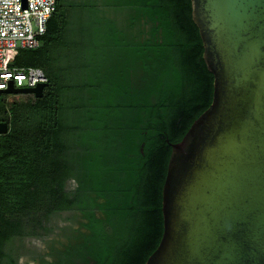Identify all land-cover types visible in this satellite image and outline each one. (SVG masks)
I'll use <instances>...</instances> for the list:
<instances>
[{"label": "trees", "instance_id": "16d2710c", "mask_svg": "<svg viewBox=\"0 0 264 264\" xmlns=\"http://www.w3.org/2000/svg\"><path fill=\"white\" fill-rule=\"evenodd\" d=\"M201 52L189 0H55L39 45L9 62L39 68L42 95L0 93V264L62 214L90 233L51 257L92 248L96 264H143L169 144L211 100Z\"/></svg>", "mask_w": 264, "mask_h": 264}, {"label": "water", "instance_id": "95a60500", "mask_svg": "<svg viewBox=\"0 0 264 264\" xmlns=\"http://www.w3.org/2000/svg\"><path fill=\"white\" fill-rule=\"evenodd\" d=\"M189 2L211 100L169 144L161 235L143 264H264V0Z\"/></svg>", "mask_w": 264, "mask_h": 264}, {"label": "built area", "instance_id": "2783aa9c", "mask_svg": "<svg viewBox=\"0 0 264 264\" xmlns=\"http://www.w3.org/2000/svg\"><path fill=\"white\" fill-rule=\"evenodd\" d=\"M55 0H0V89L11 81L13 87L29 88L46 82L37 67H10L13 52L19 48L32 49L39 45Z\"/></svg>", "mask_w": 264, "mask_h": 264}, {"label": "flooded vegetation", "instance_id": "af4514ba", "mask_svg": "<svg viewBox=\"0 0 264 264\" xmlns=\"http://www.w3.org/2000/svg\"><path fill=\"white\" fill-rule=\"evenodd\" d=\"M65 216H68V214H62L60 216V219H55L50 224L52 226V229L47 233V235H44L42 237H25L22 240L24 250L19 251L15 256L16 264H19L18 257L21 254H29L38 262V264H96L95 259L93 258V256H91L92 253L88 251H92V248L85 251L75 252V255H73V259L72 256H59V259L57 260L54 257L50 256V249L54 248L55 246L57 247L58 245V247H60V243L66 245L68 242L67 237L69 235H76L78 232L85 234L90 233L89 229L84 225L87 222L85 219H78L77 222H73L69 219L74 215H70L68 218H66ZM79 221H81L83 225L78 223ZM28 238H39L40 242L43 244V251L29 246L30 243L26 240ZM69 242L72 243L71 241ZM59 249H61V247ZM39 260L42 261V263L39 262Z\"/></svg>", "mask_w": 264, "mask_h": 264}, {"label": "rangeland", "instance_id": "374dc122", "mask_svg": "<svg viewBox=\"0 0 264 264\" xmlns=\"http://www.w3.org/2000/svg\"><path fill=\"white\" fill-rule=\"evenodd\" d=\"M18 94H7L6 99L11 100L12 98H15ZM27 242L30 243L29 246L32 248H36L37 250H42L43 251V244L40 242L39 238H28L26 239ZM18 262L19 264H38V262L29 254H21L18 257Z\"/></svg>", "mask_w": 264, "mask_h": 264}]
</instances>
